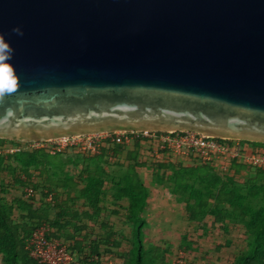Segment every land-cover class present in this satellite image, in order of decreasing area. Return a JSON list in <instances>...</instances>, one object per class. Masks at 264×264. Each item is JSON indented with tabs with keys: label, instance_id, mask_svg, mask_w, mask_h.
I'll return each mask as SVG.
<instances>
[{
	"label": "water",
	"instance_id": "95a60500",
	"mask_svg": "<svg viewBox=\"0 0 264 264\" xmlns=\"http://www.w3.org/2000/svg\"><path fill=\"white\" fill-rule=\"evenodd\" d=\"M0 34L20 77L0 99L2 139L146 131L264 144V0H0Z\"/></svg>",
	"mask_w": 264,
	"mask_h": 264
},
{
	"label": "rangeland",
	"instance_id": "374dc122",
	"mask_svg": "<svg viewBox=\"0 0 264 264\" xmlns=\"http://www.w3.org/2000/svg\"><path fill=\"white\" fill-rule=\"evenodd\" d=\"M104 136L93 137L91 141L96 142ZM65 143V141L33 143L0 138V200L13 206L14 222H24L17 207L21 202H31L40 210L46 209L48 220L59 222L57 230L48 223V220L43 223L46 233L54 232L57 235V238L50 239L49 257H52L53 250L56 255V251L64 249L61 251L69 254L70 264H87L85 258H92L89 255L90 240H101L111 232L114 234L110 239L111 244L100 246L102 255L99 262L125 264L124 257L131 247L130 229L124 224L127 202L111 196L112 183L121 178L123 173L132 175L135 179L133 181L140 183L148 191L144 212L148 222L144 229V246L149 254L161 252L166 264H233L246 250L245 236L240 225L227 223L225 225L227 231H224L223 227L214 223L210 216H206L200 222H190L186 217L184 203L175 194L174 175L188 168L193 172L189 170L188 174L195 179L197 176L200 177L201 171H206L203 167L200 168L204 165L179 156L157 152L155 148L157 143L149 150H146L148 143H144L139 157V153L129 158L123 155L120 161L79 148L65 147ZM154 152L156 154L152 156ZM30 157L33 158L32 163L25 164ZM229 163L215 162L209 165L218 174L219 184H223L227 177H231L234 185L237 184L241 186L240 188L244 187L246 180L257 177L258 184L264 183V178H260L254 166L252 169L248 167L251 165L237 161L247 167L234 174ZM157 164H161L162 168H157ZM90 177L95 178L100 188L105 191L99 200L98 211L94 212L96 215L91 214L85 199L80 196ZM32 185L36 187V191L27 197L26 192ZM45 186L53 188V194L57 197L56 202L49 200L50 196L42 197L40 191L45 193ZM257 204L255 202V205ZM59 206L63 211L60 216L57 215L60 212ZM79 227L84 228L80 230ZM183 234L194 247L187 252L178 249ZM73 245L82 247V254H76ZM52 246L56 248L53 249ZM56 256L54 260L58 264L61 258L60 255ZM52 261L53 259L49 264H53Z\"/></svg>",
	"mask_w": 264,
	"mask_h": 264
},
{
	"label": "trees",
	"instance_id": "16d2710c",
	"mask_svg": "<svg viewBox=\"0 0 264 264\" xmlns=\"http://www.w3.org/2000/svg\"><path fill=\"white\" fill-rule=\"evenodd\" d=\"M104 144L105 146L97 155L108 159L111 157L117 161H120L124 154H126V158L137 156L140 149L144 148L139 140L118 145L105 141ZM259 146L264 147V145ZM130 147L132 149H129ZM149 149L151 147L148 146L146 150ZM32 160L33 158L30 157L28 161H25V164L32 163ZM156 167L162 168V165L157 164ZM202 167L206 171H201L200 177L197 176L195 179L188 174L190 170L188 168L174 175L176 179L173 180L175 182L173 187H175L177 197L184 203L186 217L191 222H200L206 216H210L214 223L223 227L224 231H227L225 226L227 223L240 225L245 236L246 250L237 257L233 264H264V183L258 184L256 180L259 177H257L246 180L247 182L244 183L246 188H240L241 186L234 185L231 177H227L226 183L219 184L218 174L209 165L200 166V168ZM229 167L234 170V174H237L247 166L233 161L229 163ZM248 167L253 169V166ZM254 169L260 178H264L263 169L256 167ZM190 171L192 172V170ZM133 180L135 179L132 175L123 173L121 178L111 185V196L114 199L126 200L127 202L124 224L130 229L129 242L131 247L124 257V262L125 264H166L161 252L156 251L154 254H149L145 249L144 229L148 223L144 212L148 191L146 187ZM29 187L32 192L36 191L35 186ZM45 187V193L40 191L42 197L50 196V200L56 202L57 197L53 194V188L51 186ZM104 193L105 191L100 188L95 178L87 179V186L80 192V196L85 199V204L89 207L92 215H96L94 212L98 211L99 200ZM255 202L258 204L255 205ZM17 207L21 211V219L24 222H14L12 218L13 206L0 200V262L1 264H43L30 256L26 244L31 234L48 220L46 217L48 212L46 209L40 210L33 206L31 202L18 203ZM59 210L58 216L63 214L61 207ZM48 221L57 230L59 222L56 220ZM83 228L79 227L78 229ZM112 237L114 234L110 232L101 240H90L89 255L92 258H85L87 264H101L99 262L102 255L100 246L101 244L106 246L111 244L110 239ZM46 238L50 240L57 238V235L54 232L46 233ZM113 245L117 244L113 243ZM192 247L193 243L188 241L185 234L182 235L178 249L187 252L192 250ZM72 248L76 254H82V247L73 245Z\"/></svg>",
	"mask_w": 264,
	"mask_h": 264
},
{
	"label": "built area",
	"instance_id": "2783aa9c",
	"mask_svg": "<svg viewBox=\"0 0 264 264\" xmlns=\"http://www.w3.org/2000/svg\"><path fill=\"white\" fill-rule=\"evenodd\" d=\"M105 135L103 139L96 142L91 141V138ZM133 140H139L142 145L148 143L149 147L156 145L157 152L170 154L189 159L200 165H211L215 162H233L241 161L245 164L257 168H264V147L255 145V143L242 141L221 139L210 137L194 132H114L102 134H90L83 136H73L60 138L50 141H65V147L79 148L80 150L99 154L101 148L105 146V141L113 144H128ZM70 142V143H67ZM82 145V147H81ZM154 145V146H155ZM148 148V147H147ZM161 153V154H162ZM222 161V162H221ZM32 195V190L26 192V196ZM50 200V197H49ZM53 249L56 247L52 246ZM26 249L32 258L38 260L39 263L49 264L51 259L55 263L54 257L60 255L61 258L58 264H70L69 254H65L64 249L52 251V257H49L50 240L46 238L44 225L38 227L27 241ZM54 252V253H53Z\"/></svg>",
	"mask_w": 264,
	"mask_h": 264
},
{
	"label": "clouds",
	"instance_id": "9594fccd",
	"mask_svg": "<svg viewBox=\"0 0 264 264\" xmlns=\"http://www.w3.org/2000/svg\"><path fill=\"white\" fill-rule=\"evenodd\" d=\"M12 32L18 36L24 33L20 27H15ZM14 55V49L10 43L5 40L3 34H0V99L6 94L15 93L20 88V77L17 75L11 59Z\"/></svg>",
	"mask_w": 264,
	"mask_h": 264
},
{
	"label": "crops",
	"instance_id": "0c3cea01",
	"mask_svg": "<svg viewBox=\"0 0 264 264\" xmlns=\"http://www.w3.org/2000/svg\"><path fill=\"white\" fill-rule=\"evenodd\" d=\"M129 149H130V148H129ZM131 149H132V148H131ZM139 152L141 153V150H140ZM140 153H139V156L141 155ZM146 153H149V152H146ZM155 154H156V152H154V154L152 153V156L155 155ZM124 155H126V154H124ZM190 222H191V221H190ZM147 223H148V222H147ZM183 235H184V234H183Z\"/></svg>",
	"mask_w": 264,
	"mask_h": 264
}]
</instances>
